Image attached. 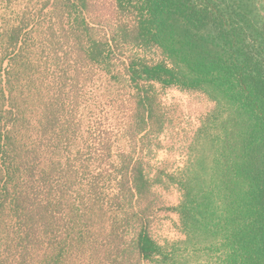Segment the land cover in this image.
Returning a JSON list of instances; mask_svg holds the SVG:
<instances>
[{
	"label": "trees",
	"instance_id": "trees-1",
	"mask_svg": "<svg viewBox=\"0 0 264 264\" xmlns=\"http://www.w3.org/2000/svg\"><path fill=\"white\" fill-rule=\"evenodd\" d=\"M171 87L213 107L167 168ZM0 264H264L255 0H0Z\"/></svg>",
	"mask_w": 264,
	"mask_h": 264
},
{
	"label": "rangeland",
	"instance_id": "rangeland-1",
	"mask_svg": "<svg viewBox=\"0 0 264 264\" xmlns=\"http://www.w3.org/2000/svg\"><path fill=\"white\" fill-rule=\"evenodd\" d=\"M105 3L108 5L107 2ZM255 3L264 19V0H255ZM160 97L170 110L174 124L160 135L163 146L155 150L154 156L149 161L159 167L166 165L167 168H174L182 164L186 145L199 126L200 120L212 109L213 102L209 101L202 93L183 91L174 87L160 89ZM161 194L162 199L169 205L175 204L179 197L178 191L172 187L167 191H161ZM166 214L168 217L163 218L160 213V218L152 224L154 235L169 239L182 237V234L172 224V221L176 220L175 215L173 213Z\"/></svg>",
	"mask_w": 264,
	"mask_h": 264
}]
</instances>
